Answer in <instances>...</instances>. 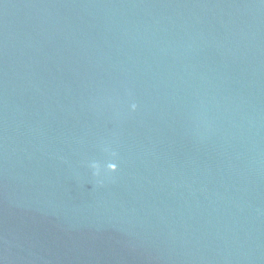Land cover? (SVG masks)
I'll use <instances>...</instances> for the list:
<instances>
[{"label": "water", "instance_id": "1", "mask_svg": "<svg viewBox=\"0 0 264 264\" xmlns=\"http://www.w3.org/2000/svg\"><path fill=\"white\" fill-rule=\"evenodd\" d=\"M0 264H264V0H0Z\"/></svg>", "mask_w": 264, "mask_h": 264}, {"label": "clouds", "instance_id": "2", "mask_svg": "<svg viewBox=\"0 0 264 264\" xmlns=\"http://www.w3.org/2000/svg\"><path fill=\"white\" fill-rule=\"evenodd\" d=\"M131 107L134 109L136 107V105L133 104ZM89 166L94 170L93 174L98 173V171L100 169V165L96 161H92ZM105 168L111 172V171L116 170L117 165L114 162H108V163H106Z\"/></svg>", "mask_w": 264, "mask_h": 264}]
</instances>
